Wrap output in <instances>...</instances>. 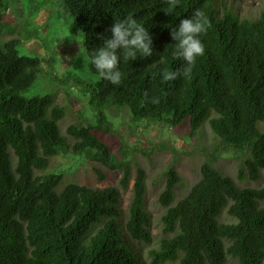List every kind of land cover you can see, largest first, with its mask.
<instances>
[{"label":"trees","instance_id":"1","mask_svg":"<svg viewBox=\"0 0 264 264\" xmlns=\"http://www.w3.org/2000/svg\"><path fill=\"white\" fill-rule=\"evenodd\" d=\"M57 5L73 15L93 73L99 75L92 54L111 37L115 20L129 15L148 30L153 54L138 52L128 61L121 56L119 85L100 76L95 84L73 76L89 95L96 123H72L63 132L59 121L66 109L54 94H22L44 70L45 59L19 52L20 26L10 17V0H0V38L11 35L0 39V264H225L229 257L234 264H264V184L239 185L214 166L215 155L201 164L199 179L175 203L181 176L168 168L158 196L165 207L163 234L158 246L148 249L149 261L143 260L132 242L151 244L154 238L146 172L136 165L124 215L121 188L127 190L133 177L126 141L120 136L116 153L103 137L115 128L108 107H126L134 120L171 127L188 119L190 136L208 121L220 146L250 150L238 178L259 180L264 171V130L258 125L264 121V6L247 17L227 0H179L171 14L165 12L166 0H57ZM197 9L211 24L199 37L204 54L196 58L190 77L181 74L165 82L164 70L182 72L186 63L173 54L171 31ZM46 61L51 68V59ZM153 98L159 102L152 103ZM63 152L120 170L121 188L72 181L58 190L63 175L40 171ZM94 169L100 182L108 179L100 167ZM224 208L234 221L219 219Z\"/></svg>","mask_w":264,"mask_h":264},{"label":"rangeland","instance_id":"2","mask_svg":"<svg viewBox=\"0 0 264 264\" xmlns=\"http://www.w3.org/2000/svg\"><path fill=\"white\" fill-rule=\"evenodd\" d=\"M227 4L241 15L250 17L258 15L264 6V0H227ZM10 8V17L20 26L22 32V43L18 45L19 52L45 59L44 70L38 75L34 84L22 94L27 97L54 94L56 101L66 109L65 117L59 121L63 132L66 126L72 123L95 124L96 111L89 105V95L82 92L80 85L74 82L73 76H80L88 83L95 84L99 80V75L89 68V57L83 44V35L73 25V15L64 8H59L57 0H10ZM30 34L33 36L29 37ZM8 37L11 35L4 33L0 39H8ZM46 59H51V68ZM116 108H105L115 128L113 133L104 134L103 137L112 145L116 153H119L120 136L126 141L127 159L133 172L127 190H123L119 185L122 175L120 170H111L97 160H88L72 152L53 156L49 168L40 172H45V175L61 173L63 181L58 190L72 181L98 187L117 185L121 188V207L124 215H127L133 194L135 167L141 165L146 172V207L152 216L151 231L154 237L151 244L132 242L138 254L143 256L141 257L143 260L149 261L148 249L158 246V239L163 234L161 215L165 207L159 203L158 196L164 187L166 172L170 166H173L181 176V182L175 189L173 203L177 202L199 179L201 164L209 160L212 155L216 156L214 166L222 173L233 176L239 185L258 187L264 184V171L257 181L248 177L238 178V170L245 166L247 159L252 157L250 150L220 146L221 140L215 135L208 121L199 127L195 135L190 136L188 119L177 127H171L163 121L146 118L135 121L128 108ZM258 125L264 130V121L259 122ZM94 167H100L108 174L109 177L105 182L97 179ZM219 219L234 221L235 218L224 208ZM234 263L235 260L229 257L225 264Z\"/></svg>","mask_w":264,"mask_h":264},{"label":"clouds","instance_id":"3","mask_svg":"<svg viewBox=\"0 0 264 264\" xmlns=\"http://www.w3.org/2000/svg\"><path fill=\"white\" fill-rule=\"evenodd\" d=\"M168 8L166 13L171 14L178 6L179 0H166ZM211 24L205 13L197 9L189 18H184L179 25L172 29L171 35L176 41V50L173 53L177 58L185 61L181 71L164 70L162 80L173 81L181 74L190 77L196 58L204 54L205 48L201 42L200 34L206 33ZM111 37L104 40L97 51L92 54L91 63L99 76L108 80L113 85H119L122 73L119 71L121 56L123 60H134L139 52L142 57L153 54L152 37L146 28L137 22L131 15L115 20L110 28ZM147 97V93H145ZM158 98H153L152 103H158Z\"/></svg>","mask_w":264,"mask_h":264}]
</instances>
